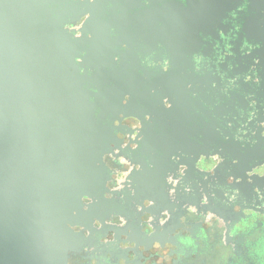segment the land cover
Wrapping results in <instances>:
<instances>
[{
    "label": "water",
    "instance_id": "water-1",
    "mask_svg": "<svg viewBox=\"0 0 264 264\" xmlns=\"http://www.w3.org/2000/svg\"><path fill=\"white\" fill-rule=\"evenodd\" d=\"M55 2H64L66 10L46 12L57 7ZM73 4L0 0V264H59L78 241L71 226L108 205L100 189L101 173L115 126L102 120L106 111L114 118L123 112V97L106 81L104 63L90 78L84 74L87 60L77 61L75 40L61 26ZM172 93V123H165V102L159 94L161 109L154 125L145 120L149 111L142 112L137 117L144 138L133 141L135 146L127 152L119 148L133 166L127 183L138 203L147 200L162 211L170 201L197 207L202 200H212L198 182L180 193L177 185L167 183L169 178L177 181L188 175L205 183L208 177L213 188L216 181L230 180L237 209L226 215L211 212L232 231L248 218L238 216L245 213V191L264 197V172L255 171L264 169V105L259 116L255 107V128L239 140L223 118L198 125L194 118L189 120L186 91L178 87ZM207 125L221 128L222 136L206 138L199 127ZM154 135L159 138H149ZM83 196L92 200L88 210L81 207ZM168 244L177 247L175 241Z\"/></svg>",
    "mask_w": 264,
    "mask_h": 264
},
{
    "label": "flooded vegetation",
    "instance_id": "flooded-vegetation-1",
    "mask_svg": "<svg viewBox=\"0 0 264 264\" xmlns=\"http://www.w3.org/2000/svg\"><path fill=\"white\" fill-rule=\"evenodd\" d=\"M55 6L45 11L67 8L64 2ZM65 15L67 21L61 26L75 40L77 61H88L84 74L97 76L99 63H104L106 81L122 93L123 112L115 118L111 111L102 112V121L115 126L101 173L104 186L100 189L108 205L97 209L91 219H77L81 223L71 226L78 241L59 264H258L253 248L258 230L264 227L259 216L252 226L235 233L221 229L216 219L209 225L204 222L208 212L226 215L237 209L230 199V180L216 181L213 188L208 177L203 178L205 183L188 175L177 181L169 178L167 183L177 185L180 193L198 182L212 200H202L197 207L170 201L160 211L157 204L147 200L140 204L134 198L126 179L133 166L127 159L128 164L121 163L119 148L127 152L135 146L133 141L144 138L137 117L142 112L149 111L145 120L154 125L161 109L159 94L165 102V123H172V92L178 87L186 91L190 102L189 120L194 118L198 125L209 118L218 122L223 118L229 132L246 139L255 128V107L259 116L264 105V0H74ZM211 125L199 130L206 138L218 139L221 128ZM154 136L149 138H159ZM119 173H125L123 180H117ZM245 192L241 200L245 213L238 216L250 220L252 213L264 215V197L256 191ZM81 202L82 209L88 210L92 200L83 196ZM188 206H194L196 213L190 214ZM202 229L207 235L201 236ZM185 232L193 245L182 242ZM169 241L177 244L168 249L171 261L163 252L153 251L156 243L163 249Z\"/></svg>",
    "mask_w": 264,
    "mask_h": 264
},
{
    "label": "clouds",
    "instance_id": "clouds-1",
    "mask_svg": "<svg viewBox=\"0 0 264 264\" xmlns=\"http://www.w3.org/2000/svg\"><path fill=\"white\" fill-rule=\"evenodd\" d=\"M81 23H83V21H81ZM68 27H73V25L69 24ZM77 35H79V33H77ZM227 39V37L225 38ZM197 59H199V57H197ZM213 161L216 162V161H219L220 157L219 156H213L212 157ZM121 160V163H124V164H128V162L123 158L121 157L120 158ZM201 167H204V164H203V158H201ZM129 169L131 168V165H128ZM208 167H211V165H209ZM181 172H183V166L181 167L180 169ZM255 171H260V172H264V169H256ZM124 176H125V173H119L117 175V180H123L124 179ZM231 179V178H229ZM258 191V190H257ZM230 199L234 200L235 199V194H233ZM205 202H206V199H205ZM150 203V202H149ZM238 207V206H237ZM196 208L194 206H188V212L191 214V213H196ZM248 211H251V210H248ZM252 219L250 220H243L241 221L239 224H237L235 226V228H233V233H235L237 230L239 229H242L244 227H250L252 226L255 218L257 216L260 217L261 220H264V215H261L259 213H252ZM168 217V213L165 212L164 213V219H166ZM213 219H216L218 222H219V227L221 229H223L224 227V220L221 219L220 217L218 216H215L214 213L212 212H208L207 215L204 217V222L206 225H209L211 224L212 220ZM164 220L162 219L161 220V223H163ZM178 232L181 231L180 229L177 230ZM207 235L204 230L202 229L201 230V236H205ZM181 240L182 242L185 244V245H193V239L191 238L190 235L187 234V232H185V236L184 237H181ZM221 244L224 243L223 240H221L220 242ZM175 247L174 245L172 244H168L165 248L161 249L159 243H156L155 246H154V249L153 251H156V250H159L161 252L164 253V258L171 261L172 257L168 256L167 253H168V249L169 248H173ZM219 245H217V249L219 250ZM230 250V249H229ZM253 251L255 254H258V264H264V227H262L261 229L258 230V234H257V239L255 241V244H254V248H253ZM181 256H183V252L180 253ZM227 255V252L225 253V256ZM193 258H195V254L193 256Z\"/></svg>",
    "mask_w": 264,
    "mask_h": 264
}]
</instances>
